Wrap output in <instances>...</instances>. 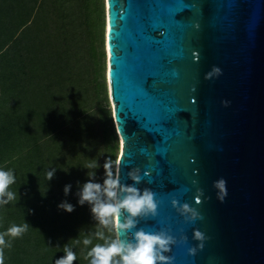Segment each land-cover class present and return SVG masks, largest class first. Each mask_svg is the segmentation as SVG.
Returning a JSON list of instances; mask_svg holds the SVG:
<instances>
[{
  "label": "water",
  "instance_id": "1",
  "mask_svg": "<svg viewBox=\"0 0 264 264\" xmlns=\"http://www.w3.org/2000/svg\"><path fill=\"white\" fill-rule=\"evenodd\" d=\"M104 10L114 176L132 185L139 169L135 186L158 203L133 231L186 236L172 264H264V0H104ZM213 67L222 75L206 80ZM173 199L203 219L186 224ZM195 230L206 240L190 256Z\"/></svg>",
  "mask_w": 264,
  "mask_h": 264
},
{
  "label": "trees",
  "instance_id": "2",
  "mask_svg": "<svg viewBox=\"0 0 264 264\" xmlns=\"http://www.w3.org/2000/svg\"><path fill=\"white\" fill-rule=\"evenodd\" d=\"M104 12V0H0V170L13 172L8 191L17 194L0 205V233L29 224L5 237V264H55L68 243L73 264H90L87 251L103 243L70 240L96 230L90 206L78 203L87 173L103 183L105 161L114 175L118 155L104 104ZM65 201L74 211L58 207Z\"/></svg>",
  "mask_w": 264,
  "mask_h": 264
},
{
  "label": "clouds",
  "instance_id": "3",
  "mask_svg": "<svg viewBox=\"0 0 264 264\" xmlns=\"http://www.w3.org/2000/svg\"><path fill=\"white\" fill-rule=\"evenodd\" d=\"M220 75H222L221 69L213 67L205 79L211 80ZM222 103L225 107L228 106L227 101ZM96 167V163H91L87 169ZM103 167L105 171L103 183L96 182L95 172L89 171L87 173L88 181L81 186L77 193L79 205L88 204L90 206L92 217L96 221V230L84 235L82 241L79 237L70 241H74L75 244L82 242L86 247L92 245L93 239L103 241V243H96L87 251L85 259L90 258V264H172L174 258L166 254L171 252L172 246L178 243L186 244V236L181 235L177 240L167 230L155 233H147L143 229L133 231L137 228L139 219L155 218L158 208L155 193L151 189L144 188L141 191L135 186L142 181L140 170L134 169L128 173L129 178L133 181L132 185H122L119 178L114 176L110 170L111 161L106 160ZM55 172L56 168L47 172L48 181L53 179ZM14 182L15 177L11 170H0V205H6L16 199L17 194L8 191L9 186ZM213 187L217 190V199L223 203L227 196L226 181L221 178L214 182ZM70 190L71 185H66L65 195ZM197 191L196 203L200 204V197L204 196V192L199 189ZM171 204L184 218L186 224L203 219V216L187 203L178 206V201L173 199ZM58 207L67 213L74 211V206L67 201L62 202ZM122 215H124L123 222H121ZM28 228L29 224L25 222L20 226L13 225L5 232L0 233V264H5L4 249L12 246L11 240L6 241L5 237L17 238ZM104 230L113 233L114 236H106ZM129 232H132L130 240L120 238L121 233ZM193 239L199 243L197 247L189 248L188 255L190 256H195L198 250H203L206 237L201 231L195 230ZM63 252L64 255L56 259L55 264H73L77 259L76 253L69 243L63 246Z\"/></svg>",
  "mask_w": 264,
  "mask_h": 264
},
{
  "label": "rangeland",
  "instance_id": "4",
  "mask_svg": "<svg viewBox=\"0 0 264 264\" xmlns=\"http://www.w3.org/2000/svg\"><path fill=\"white\" fill-rule=\"evenodd\" d=\"M104 48V47H103ZM106 56H105V51H104V59H103V68H104V71H103V74H104V78H105V83H106V93H107V101L104 103V104H107L106 106H105V108H107V109H109L110 111H111V102H110V98H109V92H108V86H107V82H106V67H105V65H106V63H105V58ZM111 114H112V111H111ZM79 116H73V119H76V118H78ZM118 139V138H117ZM119 146H120V144H119V141H118V149H117V154H118V152H119ZM119 155V154H118ZM118 155H117V157H118ZM116 165V164H115Z\"/></svg>",
  "mask_w": 264,
  "mask_h": 264
},
{
  "label": "snow or ice",
  "instance_id": "5",
  "mask_svg": "<svg viewBox=\"0 0 264 264\" xmlns=\"http://www.w3.org/2000/svg\"><path fill=\"white\" fill-rule=\"evenodd\" d=\"M125 152H126V150H125ZM125 154V153H124Z\"/></svg>",
  "mask_w": 264,
  "mask_h": 264
}]
</instances>
